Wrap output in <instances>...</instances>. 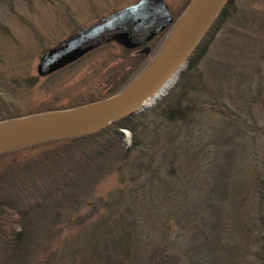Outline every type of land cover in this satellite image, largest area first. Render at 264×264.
<instances>
[{"label": "rangeland", "instance_id": "1", "mask_svg": "<svg viewBox=\"0 0 264 264\" xmlns=\"http://www.w3.org/2000/svg\"><path fill=\"white\" fill-rule=\"evenodd\" d=\"M136 1L0 0V117H25L109 96L136 63L135 51L141 46L128 52L120 43L109 41L43 76L37 73V64L45 51L75 31ZM164 1L174 21L143 44L150 48L146 55L150 62L191 0ZM234 6L194 69V75L202 81L198 92L202 109L197 114L204 130L201 138L192 139L193 147L185 149L186 152L174 149L173 145L179 141L177 138L164 146L168 136L173 137L180 130L176 126L178 123L161 116L160 110L147 115L142 120L148 127L141 135L144 144L132 149L125 160L110 157L106 172L95 181L90 195L80 198V204H72L74 200L65 202L60 222L62 229L52 239H41L44 248L36 250L31 264H57L60 251L79 247L82 242L95 238L113 236L123 229L134 232L142 247L155 242L165 244L169 253H184L189 238L195 233L190 216L194 199L205 203L203 198L208 196L210 189L209 172L215 164L228 161V151L238 155L239 163L245 157L237 178L245 183L244 193H249V185L258 175L253 162L256 165L264 162V0H234ZM185 67L186 64L182 71ZM32 77L36 80L28 85L26 80ZM176 81L163 95L149 102V108L141 110L154 107ZM167 105L163 103L162 110ZM155 126L159 127V137L157 132L153 134ZM209 127L218 138L225 134L232 139L230 144H224L223 152L220 149L216 153L213 148L210 129L205 130ZM181 128L186 136L188 128ZM123 133V142L130 147L131 133L127 129H123ZM196 139H200L198 146V141L194 142ZM199 145H206L203 151ZM41 149L4 155L0 158V169L13 156L23 159ZM156 149L149 165L150 158L145 155ZM172 152L174 154H170ZM170 158L172 161L164 166L162 162ZM167 170H170L169 175ZM261 185L264 190V183ZM248 206L247 200L244 208ZM149 253L146 258L152 256ZM189 260L185 262L192 264Z\"/></svg>", "mask_w": 264, "mask_h": 264}, {"label": "trees", "instance_id": "2", "mask_svg": "<svg viewBox=\"0 0 264 264\" xmlns=\"http://www.w3.org/2000/svg\"><path fill=\"white\" fill-rule=\"evenodd\" d=\"M234 7V0L225 2L191 50L186 67L175 85L154 107L129 113L88 133L20 145L0 153L1 158L20 150L42 148L37 154L23 159L13 156L0 169V264H31L36 250L43 247L41 239H52L62 229L60 222L65 202L68 204L74 200L72 204H80V198L90 195L95 181L106 172L110 157L125 160L132 149L144 144L141 135L148 127L143 125L142 120L147 115L160 110L161 116L178 123V129L187 127L189 132L186 136L177 130L173 137L168 136L164 146L177 138V145H173L176 151L192 149L191 140L204 134L200 127L201 118L197 116L202 109V102L198 103L202 81L194 75V69ZM123 48L128 52L138 49ZM135 54L136 63L109 96L127 87L151 63L146 56L148 54L137 51ZM35 80L32 77L26 82L33 85ZM163 103L168 105L162 110ZM13 117L20 116L0 117V121ZM158 128H153V134L157 132L159 137ZM123 129L131 133L130 147L123 142ZM208 129L216 153L220 149L223 152L224 144L232 139L225 134L218 138L213 128L205 130ZM241 133L246 136L243 130ZM199 140H194L198 141L197 146ZM203 146L206 145H199L202 151ZM155 152L157 149L145 155L150 158L149 165ZM228 152L230 160L215 164L209 172L210 189L208 196L203 198L205 203L194 199L190 216L195 233L189 238L184 253H169L165 244L161 246L155 242L142 247L140 238L134 232L123 229L113 236L95 238L82 242L79 247L60 251L57 264H187L185 259H190L192 264H264V190L261 185L264 183V162L262 165L253 162L258 175L250 183L249 193L245 194V183L237 178L245 157L239 163L238 155ZM162 158L166 160L164 156ZM171 161L172 158L162 163L165 166ZM168 167L171 170V164ZM247 200L249 206L244 208ZM148 252L152 256L146 258Z\"/></svg>", "mask_w": 264, "mask_h": 264}, {"label": "water", "instance_id": "3", "mask_svg": "<svg viewBox=\"0 0 264 264\" xmlns=\"http://www.w3.org/2000/svg\"><path fill=\"white\" fill-rule=\"evenodd\" d=\"M227 0H191L151 63L123 90L101 100L0 121V153L20 145L97 130L163 95L177 80L193 47ZM164 0H137L75 31L40 57L41 76L61 69L109 41L135 49L173 23ZM143 46L137 53L148 54Z\"/></svg>", "mask_w": 264, "mask_h": 264}, {"label": "flooded vegetation", "instance_id": "4", "mask_svg": "<svg viewBox=\"0 0 264 264\" xmlns=\"http://www.w3.org/2000/svg\"><path fill=\"white\" fill-rule=\"evenodd\" d=\"M143 46H145V45L142 44L141 47H143ZM139 48H140V47H139Z\"/></svg>", "mask_w": 264, "mask_h": 264}]
</instances>
